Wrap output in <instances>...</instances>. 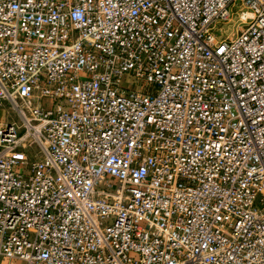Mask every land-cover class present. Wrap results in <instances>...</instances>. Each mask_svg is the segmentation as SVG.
I'll use <instances>...</instances> for the list:
<instances>
[{
	"label": "built area",
	"instance_id": "1",
	"mask_svg": "<svg viewBox=\"0 0 264 264\" xmlns=\"http://www.w3.org/2000/svg\"><path fill=\"white\" fill-rule=\"evenodd\" d=\"M0 109V264H264V0H0Z\"/></svg>",
	"mask_w": 264,
	"mask_h": 264
},
{
	"label": "rangeland",
	"instance_id": "2",
	"mask_svg": "<svg viewBox=\"0 0 264 264\" xmlns=\"http://www.w3.org/2000/svg\"><path fill=\"white\" fill-rule=\"evenodd\" d=\"M238 2H236V5H234L233 7H230V14H231V22L229 23H219L218 26L221 27V29L223 30L222 31V34L223 35H226L227 33H230L234 30V26L236 23H238V6H237ZM1 110V109H0ZM8 114H9V117L13 116V113H11L9 110H8Z\"/></svg>",
	"mask_w": 264,
	"mask_h": 264
}]
</instances>
